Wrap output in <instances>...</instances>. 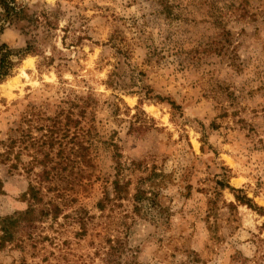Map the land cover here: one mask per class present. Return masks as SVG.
Masks as SVG:
<instances>
[{"label":"rangeland","instance_id":"obj_1","mask_svg":"<svg viewBox=\"0 0 264 264\" xmlns=\"http://www.w3.org/2000/svg\"><path fill=\"white\" fill-rule=\"evenodd\" d=\"M3 5L0 217L29 205L42 119L77 123L0 264H264V0Z\"/></svg>","mask_w":264,"mask_h":264},{"label":"trees","instance_id":"obj_2","mask_svg":"<svg viewBox=\"0 0 264 264\" xmlns=\"http://www.w3.org/2000/svg\"><path fill=\"white\" fill-rule=\"evenodd\" d=\"M3 1V6L6 9V12L11 11V14L14 16V0H1ZM2 47V46H1ZM0 47V49H2ZM6 55V53H3ZM3 56L0 58V80L5 77L8 72L9 69L12 67V63L11 62H7L6 64L4 63L3 60ZM33 112V111H32ZM30 112V114L26 113V117L27 118H31V116L33 115V113ZM63 114V111H61L60 113H58L56 116H54L53 118L50 117H44L42 119V121L45 122L44 125H42L43 130H45V134L43 133V135H41V138H43V140H38V139H33L31 138V142L29 143L30 146L34 147L37 143L40 142L39 147L40 150L38 151V153L42 152V160L38 161L37 160V156L34 152H31L30 156H31V160L30 162L27 163V167L25 168V170L27 171L28 169H30V171H32L36 164L40 165L42 167V169L39 172H36L33 174L34 176V181L35 183H37V186L32 185L31 183H28V187L26 192L24 193L29 205L27 207V209L22 212V213H18V214H14L13 216H8V217H0V232H2L1 237H0V242L2 244H4V242L9 241L10 239H12L11 237L12 232L13 234L16 233L18 230L20 229H27L30 228L31 226H33V217L34 216V212H35V206L43 204L42 201V195H41V190H40V185L45 182V181H49L50 177L48 176L50 174V170L53 168H47L48 163L51 162L52 156H51V152H53V150H51L54 145H56L57 147V151L55 152V156H57V164H59V162H63L67 157V155H64L66 153H64V149H67L70 146H74L75 143H69L71 142L72 137H68L70 136V128L69 125L71 123H77V121H72V119L70 118V112L67 111L65 112L64 115H60ZM63 116V117H62ZM26 117H24V119L26 120ZM63 118V119H62ZM72 134H77V133H73ZM68 137V139H66ZM70 140V141H69ZM39 141V142H38ZM11 146V145H10ZM47 147L48 151L45 153L43 151L42 148ZM67 147V148H66ZM73 147H70V149H72ZM50 149V150H49ZM37 153V152H36ZM64 153V154H63ZM7 152H5L4 155H0L2 157H5L6 160H8L7 158ZM16 166V165H15ZM29 166V167H28ZM113 186L115 188V190L117 189V183L116 181L113 182ZM114 193L116 194V196L118 197L117 192L114 191ZM140 191H138L136 189V192L133 196L134 201L139 202L140 201V196H139ZM141 194V193H140ZM239 202L242 203H246V205H249V199L246 197H235ZM49 203H45L46 206H48ZM53 214L56 213L55 207L52 210ZM36 218V217H35ZM0 243V246H2V244Z\"/></svg>","mask_w":264,"mask_h":264},{"label":"bare ground","instance_id":"obj_3","mask_svg":"<svg viewBox=\"0 0 264 264\" xmlns=\"http://www.w3.org/2000/svg\"><path fill=\"white\" fill-rule=\"evenodd\" d=\"M29 62H30V61H29ZM29 62H28V63H29ZM26 65H27V64H26ZM28 66H29V65H28ZM14 83H15V82H14Z\"/></svg>","mask_w":264,"mask_h":264}]
</instances>
